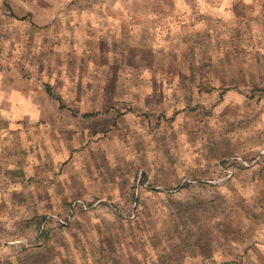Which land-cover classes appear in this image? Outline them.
Returning a JSON list of instances; mask_svg holds the SVG:
<instances>
[{
	"label": "clouds",
	"instance_id": "1",
	"mask_svg": "<svg viewBox=\"0 0 264 264\" xmlns=\"http://www.w3.org/2000/svg\"><path fill=\"white\" fill-rule=\"evenodd\" d=\"M0 264H264V0H0Z\"/></svg>",
	"mask_w": 264,
	"mask_h": 264
}]
</instances>
